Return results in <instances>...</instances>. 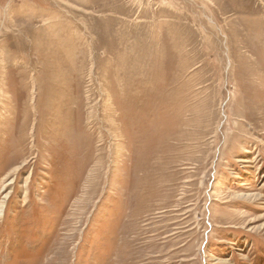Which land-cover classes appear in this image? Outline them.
<instances>
[{"label": "rangeland", "instance_id": "obj_1", "mask_svg": "<svg viewBox=\"0 0 264 264\" xmlns=\"http://www.w3.org/2000/svg\"><path fill=\"white\" fill-rule=\"evenodd\" d=\"M3 200L0 264H264V0H0Z\"/></svg>", "mask_w": 264, "mask_h": 264}, {"label": "bare ground", "instance_id": "obj_2", "mask_svg": "<svg viewBox=\"0 0 264 264\" xmlns=\"http://www.w3.org/2000/svg\"><path fill=\"white\" fill-rule=\"evenodd\" d=\"M8 198V195L6 194L5 196H4V199H7ZM4 202H5V200H3L2 201V203H1V205H0V217L3 215V213H4Z\"/></svg>", "mask_w": 264, "mask_h": 264}]
</instances>
